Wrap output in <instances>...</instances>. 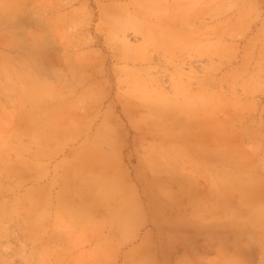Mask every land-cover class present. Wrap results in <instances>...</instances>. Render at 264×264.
I'll use <instances>...</instances> for the list:
<instances>
[{
    "label": "rangeland",
    "instance_id": "rangeland-1",
    "mask_svg": "<svg viewBox=\"0 0 264 264\" xmlns=\"http://www.w3.org/2000/svg\"><path fill=\"white\" fill-rule=\"evenodd\" d=\"M0 55L59 90L35 106L0 73V264H238L196 235L194 184L230 239L239 210L264 221V0H24Z\"/></svg>",
    "mask_w": 264,
    "mask_h": 264
},
{
    "label": "bare ground",
    "instance_id": "bare-ground-1",
    "mask_svg": "<svg viewBox=\"0 0 264 264\" xmlns=\"http://www.w3.org/2000/svg\"><path fill=\"white\" fill-rule=\"evenodd\" d=\"M24 4V0H1L0 2V9L1 14L3 12V17L7 18V16L15 15L17 14L22 6ZM37 38V36L35 37ZM12 43V42H11ZM0 73H2V70L6 72H11L12 67H18L15 68L16 76L18 79L22 82L23 85L20 86L21 97L30 100L31 103H33L35 106L39 105L40 103H43L44 99L46 97L52 98L56 97L58 95V88L56 86H52L49 83L45 82L41 78V64L37 61V57L29 55L28 57H25L20 64L15 63L16 58L14 56H10L7 61H5V55H0ZM3 59V60H2ZM11 75H8L7 78H10ZM27 81L28 83L26 86L24 82ZM12 83L9 81L6 88H12ZM0 95H2V87L0 88ZM139 96H145L143 91H138ZM166 101L163 98H159L158 101H156L155 105V111L159 113L160 116H165L166 111L164 114V109H160L162 107H167ZM51 105V104H50ZM49 105V106H50ZM32 122H35L36 125L40 124V120H38V116L35 112L32 110L30 111L29 115ZM205 130H199L197 131L196 142L200 141L202 138L201 136L205 133ZM98 141L96 140L94 142L95 145H97ZM89 148V145L85 148ZM208 157L206 155H203L201 152V157L199 158V161L203 158L205 163H208L209 166L212 165V159L210 157V151ZM202 159V160H203ZM203 161V162H204ZM232 171H226L222 176L224 177L226 184L229 188H238L247 185L248 179L247 177L239 180L240 177V170L244 166L243 161H241L239 164H233ZM210 171L212 172V169L210 168ZM195 185V191L198 193L197 195V201H196V220H195V228H196V235L202 236L203 241L206 245H209L211 247L218 246L216 248L218 255L225 260H228L229 262H235L238 264H248L240 261L244 258V252H245V244L251 243V242H257L258 247L260 251L262 252L263 256L261 258L260 264H264V237L262 236H256L257 232L263 233L264 231V221L259 222L257 219L250 218V216L253 215L254 212L248 211L249 216L244 215L242 210H239L237 215L235 217H231L229 220V223L224 225L225 227L229 228V233L233 234V237L230 239L228 232H222L221 230H218L217 227L219 225L212 224L211 222H207L206 219L203 216V206H204V197L199 192V187L197 185V182ZM198 187V189L196 188ZM256 199H258L259 202H263L264 200V189H259L256 193ZM208 203V202H206ZM156 204L163 209L165 207V202L162 200H157ZM233 204V203H232ZM234 205V204H233ZM219 209V208H218ZM259 217V213L257 214ZM0 221H2V205H0ZM249 223V225H248ZM249 226V227H248ZM254 232V233H253ZM249 234V238L245 237V242H243L244 234ZM264 235V234H262ZM198 258L201 260L202 254L198 251ZM223 255V256H222Z\"/></svg>",
    "mask_w": 264,
    "mask_h": 264
}]
</instances>
